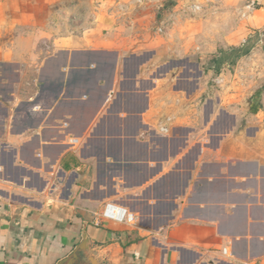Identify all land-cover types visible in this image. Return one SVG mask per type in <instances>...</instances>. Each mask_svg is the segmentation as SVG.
I'll list each match as a JSON object with an SVG mask.
<instances>
[{
	"label": "crops",
	"instance_id": "crops-1",
	"mask_svg": "<svg viewBox=\"0 0 264 264\" xmlns=\"http://www.w3.org/2000/svg\"><path fill=\"white\" fill-rule=\"evenodd\" d=\"M125 1L0 0V264H264V79L205 98Z\"/></svg>",
	"mask_w": 264,
	"mask_h": 264
},
{
	"label": "rangeland",
	"instance_id": "rangeland-1",
	"mask_svg": "<svg viewBox=\"0 0 264 264\" xmlns=\"http://www.w3.org/2000/svg\"><path fill=\"white\" fill-rule=\"evenodd\" d=\"M176 1L167 0L164 3V11L172 16L174 25L171 26L168 35H162V37L174 39L175 36L179 40L185 39L193 48L195 47L193 61L199 65L203 76L201 80L206 87L203 93L205 98L225 97L232 90L230 85L233 82L251 81L252 86L262 82L264 79V0H196L197 4L202 6L200 13H183L185 7L194 3L195 0ZM133 2L136 3V0L117 4L125 10L121 11L123 13L132 11L131 7L142 8L132 5ZM252 3L255 4L253 11L247 8ZM153 33L155 35L154 31ZM155 36L159 37V35ZM242 47L250 48L249 52L234 62L230 59L223 63L217 72V76L224 81L223 86L214 87L211 82L216 76L213 71V60L219 57V51L228 52L232 48Z\"/></svg>",
	"mask_w": 264,
	"mask_h": 264
},
{
	"label": "built area",
	"instance_id": "built-area-1",
	"mask_svg": "<svg viewBox=\"0 0 264 264\" xmlns=\"http://www.w3.org/2000/svg\"><path fill=\"white\" fill-rule=\"evenodd\" d=\"M166 1L167 0H136L137 4L134 2H133L134 4H132L134 6H140V7H144L147 5L154 6L155 8H157L158 11L161 12V17L158 20L156 27L154 29L155 34L159 36H162V35L167 36L171 26L174 25L173 23L174 20L172 19V16L167 15L168 13L164 11V3ZM254 5L255 4L252 3L247 8L253 11L255 8ZM118 10L125 11L123 8H121V5L118 6ZM201 11H202V6L200 4H197L195 0L194 3H191L189 6L185 7V10L183 11V13L184 12L200 13ZM211 82L214 85V87L220 88L221 86H223L224 81L220 76H215L211 80ZM174 121H175V118L173 116L165 117L162 121L158 123L155 131L159 135H168L171 128L173 127ZM101 217L104 220L118 222V223H130L133 221V217L130 213L126 212V210H124L122 207L114 203H107L103 206ZM222 253L226 254V251L223 249Z\"/></svg>",
	"mask_w": 264,
	"mask_h": 264
},
{
	"label": "trees",
	"instance_id": "trees-1",
	"mask_svg": "<svg viewBox=\"0 0 264 264\" xmlns=\"http://www.w3.org/2000/svg\"><path fill=\"white\" fill-rule=\"evenodd\" d=\"M250 48L242 47V48H232L230 51H219V57L213 60V70L218 71L220 66L231 59V62H234L236 59L241 56L246 55L249 52Z\"/></svg>",
	"mask_w": 264,
	"mask_h": 264
}]
</instances>
